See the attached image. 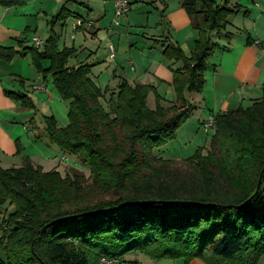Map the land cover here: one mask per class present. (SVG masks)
Here are the masks:
<instances>
[{"label":"trees","instance_id":"1","mask_svg":"<svg viewBox=\"0 0 264 264\" xmlns=\"http://www.w3.org/2000/svg\"><path fill=\"white\" fill-rule=\"evenodd\" d=\"M21 3L0 0L4 6ZM182 5L199 37L190 56L167 39L165 57L184 64L173 70L176 99L171 103L155 86L131 85L125 78L111 92L103 90L90 75L92 64L69 66L76 48H60L54 30L58 20L71 14L65 7L50 20L44 48H28L36 69L44 78L51 75L62 99L70 102L69 124L62 127L54 115H44L45 130L62 151L82 158L91 181L76 167L63 175L28 158L20 167L0 166V264H100L102 256L120 259L130 250L158 260L199 257L209 264H260L264 97L249 107L215 114L210 150L198 148L186 158L192 172L153 152L175 138L196 109L186 91L203 90L214 48L210 33L222 32L234 11L215 0H184ZM17 53L1 49L0 58L10 61ZM44 60L50 61L48 68ZM150 92L155 109L147 103ZM7 94L34 109L26 94ZM22 150L18 140V153ZM128 201L148 202L122 205ZM6 203L13 210L1 217ZM84 212L89 213L43 229L55 219Z\"/></svg>","mask_w":264,"mask_h":264},{"label":"crops","instance_id":"2","mask_svg":"<svg viewBox=\"0 0 264 264\" xmlns=\"http://www.w3.org/2000/svg\"><path fill=\"white\" fill-rule=\"evenodd\" d=\"M183 1L132 0V9L121 18L120 25L113 23L112 0H22L18 5L0 4V50L18 52L10 61L0 58V166L20 167L28 158L45 171L54 167L60 171L58 159L64 155L74 157L53 143L45 130L44 115H54L60 126H67V110L52 76L43 77L28 51L34 46V36L44 41L49 38V22L62 7L71 14L58 20L54 30L60 36V48H76L69 57V66L92 64L90 75L103 90L108 87L111 92L119 79L125 78L131 85L155 86L171 103L176 99L173 70L184 64L165 57L167 39L190 56L199 37ZM215 1L234 11L222 32L210 33L214 48L208 59L203 90L186 91L187 100L196 106L190 115L199 112L202 129V123L211 116L249 107L264 97V0ZM77 18L94 21L93 31L75 30ZM255 40H260V45ZM111 43L116 46L114 58L110 57ZM49 65V60L43 61L45 68ZM7 92L26 94L34 109L23 108ZM147 103L151 109L156 108L154 92L149 93ZM18 140L23 148L21 153ZM146 260L149 264H209L199 257L188 262L183 257ZM260 264H264V257Z\"/></svg>","mask_w":264,"mask_h":264},{"label":"rangeland","instance_id":"3","mask_svg":"<svg viewBox=\"0 0 264 264\" xmlns=\"http://www.w3.org/2000/svg\"><path fill=\"white\" fill-rule=\"evenodd\" d=\"M108 87H105L107 89ZM104 89V90H105ZM63 107L66 108V124L68 125L70 122L69 119V110H70V102L67 100H61ZM104 104L107 106V103L103 100ZM151 102V101H150ZM196 110V109H195ZM64 118V117H63ZM60 120L61 117H59ZM63 121V122H65ZM62 122V121H61ZM212 132L207 133L199 124V112L190 115L189 118L180 126L177 131L176 137L170 140L168 143L161 147H156L153 149V152L156 156H160L162 158L171 159L170 164L173 167H181V169L186 171H193L192 164L186 161V158L194 155L198 148L203 149V153H208L210 150V140L212 137ZM59 149V148H58ZM60 152V150L58 151ZM169 152V153H168ZM59 154V153H58ZM61 156L58 161L60 162V172L63 175L67 173H71L73 167H76L82 170L86 177L88 178L90 175V169L88 166H85L82 158L79 156ZM56 168V167H54ZM89 179V178H88ZM88 181H91L89 179ZM109 196V195H105ZM1 217L8 215L9 211L13 210L8 203L4 204L1 209ZM152 257L149 256L146 252L142 250H130L126 251L118 264H130V262L135 261L138 264H149L146 262V259H151ZM154 259V258H152ZM1 260V259H0ZM158 260V259H156ZM100 264L101 262L100 258Z\"/></svg>","mask_w":264,"mask_h":264},{"label":"built area","instance_id":"4","mask_svg":"<svg viewBox=\"0 0 264 264\" xmlns=\"http://www.w3.org/2000/svg\"><path fill=\"white\" fill-rule=\"evenodd\" d=\"M112 1L114 3L113 23L116 25H120L121 18L128 15V13L132 9L133 3L132 0H112ZM73 26L75 30L83 29L87 32H92L93 29L95 28V22L92 20L77 18ZM33 43L34 46L38 47L39 49L44 48L45 46V41L37 36L33 37ZM260 43H261L260 40H255L256 45H260ZM109 50H110V57L114 58L116 56V46L113 43L109 45ZM202 127L203 129H205L206 132L208 133L212 132V134H214L217 128L215 116H211L209 119L205 120L202 123ZM101 262L103 264H118L120 263V260L118 258H110V257L102 256Z\"/></svg>","mask_w":264,"mask_h":264},{"label":"water","instance_id":"5","mask_svg":"<svg viewBox=\"0 0 264 264\" xmlns=\"http://www.w3.org/2000/svg\"><path fill=\"white\" fill-rule=\"evenodd\" d=\"M143 202H148V201H128V202L122 203V205L131 204V203H143ZM167 202H171V201H167ZM87 213H89V212H84V213H81V214H74V215H71V216H66V217H63V218L55 219V220L49 222L48 224H46L43 229H46L49 225H51V224H53L56 221H59L61 219H67V218H70V217H76V216L83 215V214H87Z\"/></svg>","mask_w":264,"mask_h":264}]
</instances>
